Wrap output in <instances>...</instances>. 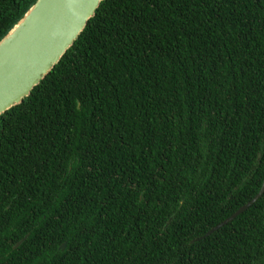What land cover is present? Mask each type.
I'll return each mask as SVG.
<instances>
[{
  "label": "trees",
  "instance_id": "1",
  "mask_svg": "<svg viewBox=\"0 0 264 264\" xmlns=\"http://www.w3.org/2000/svg\"><path fill=\"white\" fill-rule=\"evenodd\" d=\"M263 183L264 0H104L0 117V264H264V195L196 241Z\"/></svg>",
  "mask_w": 264,
  "mask_h": 264
},
{
  "label": "water",
  "instance_id": "2",
  "mask_svg": "<svg viewBox=\"0 0 264 264\" xmlns=\"http://www.w3.org/2000/svg\"><path fill=\"white\" fill-rule=\"evenodd\" d=\"M104 0H38L0 45L23 24L17 37L0 50V117L23 103L61 62L78 40ZM264 195L260 192L233 216L213 228L200 241L234 221ZM28 239L26 236L15 249ZM64 243L62 250H65Z\"/></svg>",
  "mask_w": 264,
  "mask_h": 264
},
{
  "label": "bare ground",
  "instance_id": "3",
  "mask_svg": "<svg viewBox=\"0 0 264 264\" xmlns=\"http://www.w3.org/2000/svg\"><path fill=\"white\" fill-rule=\"evenodd\" d=\"M24 28V24L17 29L13 35H11L9 38H7L1 45H0V50H5L7 46H9V44H11V42L15 39V37H17V35H19L20 31ZM0 51V52H1Z\"/></svg>",
  "mask_w": 264,
  "mask_h": 264
}]
</instances>
